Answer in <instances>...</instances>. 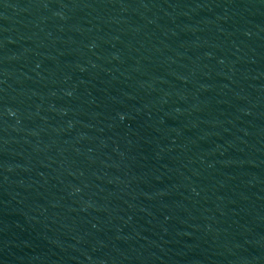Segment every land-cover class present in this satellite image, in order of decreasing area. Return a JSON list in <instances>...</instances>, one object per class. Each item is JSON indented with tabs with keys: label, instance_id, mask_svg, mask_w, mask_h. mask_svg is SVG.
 <instances>
[{
	"label": "water",
	"instance_id": "obj_1",
	"mask_svg": "<svg viewBox=\"0 0 264 264\" xmlns=\"http://www.w3.org/2000/svg\"><path fill=\"white\" fill-rule=\"evenodd\" d=\"M0 264H264V0H0Z\"/></svg>",
	"mask_w": 264,
	"mask_h": 264
}]
</instances>
